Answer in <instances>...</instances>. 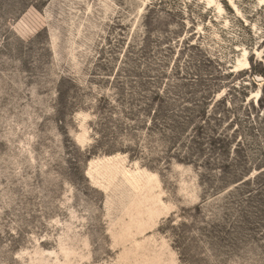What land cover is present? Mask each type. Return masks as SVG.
<instances>
[{"label": "rangeland", "instance_id": "rangeland-1", "mask_svg": "<svg viewBox=\"0 0 264 264\" xmlns=\"http://www.w3.org/2000/svg\"><path fill=\"white\" fill-rule=\"evenodd\" d=\"M0 264H264V0H0Z\"/></svg>", "mask_w": 264, "mask_h": 264}, {"label": "bare ground", "instance_id": "bare-ground-1", "mask_svg": "<svg viewBox=\"0 0 264 264\" xmlns=\"http://www.w3.org/2000/svg\"><path fill=\"white\" fill-rule=\"evenodd\" d=\"M247 65H248V63H245V64H244V66H247ZM134 220H135V219H134ZM134 223L136 224V222H135V221H133V224H134Z\"/></svg>", "mask_w": 264, "mask_h": 264}]
</instances>
